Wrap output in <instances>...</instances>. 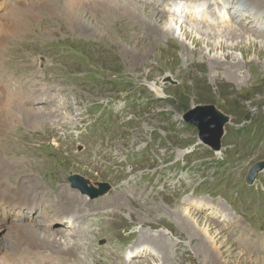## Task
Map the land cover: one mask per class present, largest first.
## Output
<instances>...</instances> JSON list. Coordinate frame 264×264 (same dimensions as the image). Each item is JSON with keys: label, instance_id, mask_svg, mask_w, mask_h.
Segmentation results:
<instances>
[{"label": "rangeland", "instance_id": "rangeland-1", "mask_svg": "<svg viewBox=\"0 0 264 264\" xmlns=\"http://www.w3.org/2000/svg\"><path fill=\"white\" fill-rule=\"evenodd\" d=\"M64 1L52 0L39 7L44 10H30L29 5L15 0L22 7V16L17 17L24 24L18 19H14L17 24L0 22L12 23L15 29L0 25V105L2 110L7 105L14 116L16 109L24 112L0 133L2 181L6 176L13 182L33 180L49 195L59 187L72 191L70 174L112 186L98 198L85 196L88 211L83 222L88 224L76 240L94 252L86 254L83 245L85 255L71 258V264H111L112 254L119 256L115 264L135 260H143V264H212L211 256L196 250L201 239L196 238L200 233L192 220L185 228L174 216L179 210L176 207L191 193L204 200L199 209L210 207L208 212H215L218 199L232 205L234 217L223 222L216 221L213 213L199 214L187 208L198 221L200 217L211 223V234L219 232L214 241V253L219 255L216 264H257L248 258L242 263L236 259L237 252L259 256L249 252L251 247H241L238 242L245 240L259 245L264 257V170L252 185L244 182L250 164L264 159V31H252L246 21L242 29L256 33L250 36L253 44H247L243 36L248 33L239 31L242 38L217 46L212 35L218 31L201 28V34L191 29V37L179 34L178 29L173 35L160 28L157 33H163L157 40L155 34L145 33L147 21L132 17L124 5L109 9L107 4L106 13L89 4L92 0H81L85 22L65 13L68 6L54 10L56 2ZM149 2L146 6L136 3L152 9ZM163 8H169V2ZM89 24L98 29L87 28ZM219 27L238 29L239 25H211ZM213 57L220 63L213 62ZM25 90L39 97L46 94L47 99L23 97L20 93ZM211 106L229 118L222 126L217 152L198 138L195 125L184 120L197 107L211 117ZM24 107L35 112L28 115ZM51 111L55 115L47 114ZM5 117L10 115L4 113ZM16 161L19 164L14 167ZM209 199L215 204L209 206ZM49 200L33 211V222L27 217L23 220V230L13 227L16 224L10 217L9 222L0 219V235L8 239L6 248L10 238L13 241L8 225L21 234L29 233L28 225L42 232L45 228L35 225L42 219L55 221L51 219L54 203ZM104 201L120 205L101 209ZM235 216L240 217V224ZM159 228L169 235L148 232ZM160 236L169 237L164 259L155 250L153 257L132 258L135 252L149 248L142 238L152 241ZM3 246L0 242V249ZM5 252L0 251V263Z\"/></svg>", "mask_w": 264, "mask_h": 264}, {"label": "bare ground", "instance_id": "bare-ground-1", "mask_svg": "<svg viewBox=\"0 0 264 264\" xmlns=\"http://www.w3.org/2000/svg\"><path fill=\"white\" fill-rule=\"evenodd\" d=\"M13 1L14 3H12L9 0H0V9L1 7L4 9V12L0 13V22L8 21V22L16 23L14 19H18L19 23L22 25L24 24V19L21 17H17V16H22V12L20 10L22 7L18 8V5L16 4L15 0ZM20 1L29 5L30 8L28 9L31 10L32 8L39 9V7H41L42 5H49L46 3H49L52 0H20ZM80 1L81 0H65L62 4H59L56 2L55 6L57 7L55 8L49 7V9L53 10L54 8V10H56L57 8H59L58 7L59 5L62 7L68 6V9L65 10V13H69L73 17L77 16L79 18H82L85 16V13L82 12V10L80 11V9L84 6L83 5L84 2L82 4L81 3L82 1L81 2ZM137 1L141 2L144 6H146L145 0H92L89 2V4H93V6L96 9H98L99 12H102L103 10L106 12L107 4H110L109 9L112 7L115 8V5L116 6L124 5L127 10H131L130 13L128 12V14H130L132 17H137L138 19H141V20L144 19L145 21H147L146 26L148 28L145 29L146 30L145 33H147V35H152V36L155 34L156 39L159 36H161L163 33V32L160 34L157 33L160 28L162 30L164 29L165 32L172 33L173 35L177 34V31L179 30L180 31V32L178 31L179 34L182 32L181 35L183 36L187 35V37H191L192 35H194L191 29H194V31L198 29L197 31H199V29L201 28V29H205V31H208L209 29H212L213 31L214 30L218 31L216 33H213L212 35L213 36L212 42H216L217 44L218 42H225L227 40L238 39V38H242L243 36L248 39L249 42L247 44H253L252 42L254 41H250L251 40L250 36H256L255 35L256 33L242 29L243 26L245 25V22H243L242 20H246L248 18V15H245V11L251 6V8H253L256 12H264V0H242L243 6H245V8H239L238 13L234 15L235 22L236 20H241L238 29L237 28H234V29L227 28V27L226 28H220V27L211 28L209 26H206L205 24L201 26V25H197L194 23H189V22H184V21L181 22L177 20L176 18L184 17L188 21L199 23L200 22L199 18L205 20L206 13H208L210 16L209 20L214 21L216 17H220V18L226 17L232 10L233 2H229V0H214V2L213 0H174V1H179L181 3L202 1L204 4V7L206 8V11L203 14L199 13V10H198L199 8H193L192 10L187 11L183 15L181 7H178L176 10L172 8L164 9L162 7V4L166 0H153L149 2V6L152 9H149L148 7H144L142 5L137 4L136 3ZM47 8L48 7H46V9ZM39 10H44V9H39ZM11 12H13V14H10ZM59 12L61 11L59 10ZM160 14L162 15L165 14L167 15V17L164 18ZM161 19H164V21L161 24H158L157 22ZM82 20L85 21V19L83 18ZM12 23L11 24H0V25L5 30H9V29L15 30L13 28ZM207 23H210V22L207 21ZM87 28H92L93 31L95 29H98L97 26L95 25L91 26L90 24ZM182 28H184V30ZM251 30L253 31V29ZM237 31L238 33H236ZM239 31L241 32L245 31L244 33H248V34H244L242 36L240 35ZM3 32L6 34V31H3ZM201 33L203 32L202 31L198 32V34H201ZM198 38H196L197 41L201 40ZM225 38L227 39L225 40ZM236 41L239 42L238 40ZM212 42L207 41L208 44H211ZM217 46H219V44ZM212 60H214L213 62L218 61L220 63L219 59H216V57H213ZM10 102L12 103L14 101H10ZM26 103L27 102L25 101V104ZM3 105H4V110H2V105H0V129H1L0 133L3 130V128H6L9 125H11L12 121H15V118H17L21 114H24V112L22 113V110L16 109V111H14L15 116H16L15 117L14 114L12 113L13 111H11V109L7 107V105L5 104ZM24 108L25 110H28V111H25L28 115L32 114V112H35L34 109H29L27 107H24ZM35 110H38V109H35ZM43 112H46V111H43ZM4 113H6V116L10 115V118H6V117L4 118ZM50 113H53V115H55V112H52V111L48 112L47 114L50 115ZM17 164H19L18 161H16L14 167H16ZM12 169L13 167L10 168L9 170L11 171ZM11 189L12 191H10ZM185 197L182 199V205H178L176 207L179 210L177 211V214H174V216H178L179 218L178 222L184 224L185 228L186 226L190 225L189 219L190 221L192 220V223H194L195 227L198 229V232L200 233L196 238L201 239V243L199 246H197L196 250L198 251L200 249L201 254L202 252L204 253L202 255L211 256V258H213L212 264H216L217 260L219 259V255H215L214 253L215 252V249H214L215 242L214 241H216L215 237H217V235L220 236V234L218 231H215L211 234V232L208 231V228L210 227L211 223H208L206 219H203L200 217H199V221H200L199 222L197 219H195L194 216H192L193 214L190 211H193V212L197 211L195 213H199V214L203 213L206 215L213 213L215 215L214 219H216V221L220 220L221 222H223V219L227 220V219L234 217L233 213L231 212L229 206H227L225 202H223L220 199H218V203L215 206V210H214L215 212H213V210L208 212L210 207H207L206 209H199L204 204L203 199L201 198L195 199V198H192L191 196H185ZM21 198L26 199L27 203L25 202L22 204L23 200ZM43 199L45 200L44 202H42ZM85 199L86 197L81 195L79 192L75 190L70 191L66 187H59L58 189L55 190L53 195H49V194H46L41 187L33 183V180L31 182L30 181H19V180L18 182H13L12 179H10V177H7V176L4 181H2V179L0 178V214H1L0 219L2 221L6 220L5 222H9L8 219L10 217V219L13 222L12 224H16V225H13V227L15 228L19 227L21 228V230H23L24 229V227L22 226L24 225L23 220L27 217L28 219L30 218L29 221L33 222V216H34L33 211L36 212L37 210H40L42 207H45V204L48 200L50 202H53L54 207H55L54 208L55 212L52 215V218H54L55 221L51 222L50 220H48V222H46L45 219H42L40 222H38L36 220L37 222L35 223V225L38 228H41V229L45 228L41 230L42 232H40L37 228H35L32 225H28L27 231H29V233L23 232L19 234V233L14 232V229L12 226L8 225L7 231H9V234L11 235V237H13V241H12V238H10V240L8 241L10 246L6 248L5 241L8 239H6V236H5V239H3L5 234L3 235V237H1L0 235V237L2 238L0 239V242H4V246L0 249V251H3V252L6 251L5 253H3L4 259L0 264H71L70 258H79L80 256L85 255V253L86 254L89 253L91 250L88 249L87 244L83 242L81 244L79 240H76V237L79 235V232L85 231V228L83 227V221L86 219L87 211H88L86 209V206L88 205L85 202ZM19 203L21 205H19ZM40 203H42L41 207H37ZM95 204L96 202L92 201L91 206H94ZM184 204L186 206H183ZM207 204L209 206H212L215 203H213L212 200L209 199L207 200ZM100 205H102L101 207H107L108 205L119 206L120 202L116 201V202L110 203L108 201H104ZM187 208L190 209V211ZM46 212H47V209L43 212V214H45ZM43 217H46V216H43ZM204 217L206 218V216ZM235 219L237 223H240L241 219L238 216H235ZM210 221H215V220L210 219ZM74 223H76L77 226H75ZM0 228H1V222H0ZM55 231H58L57 232L58 234ZM65 232L66 234H64ZM148 232L152 235L157 234V233H160L163 235H166V234L169 235V233L165 231L163 228L158 229L157 232H154L151 230H149ZM52 236H53V239H51ZM79 239L83 240L81 236L79 237ZM141 241L150 244L149 248H146V250L145 251L143 250L142 252L140 251L135 252L132 258L133 257L146 258L148 256L153 257L152 251L155 250L156 255L164 259L162 256V252L166 248V245H170L168 242L169 237L167 236L166 237L160 236L158 239H155L152 241L146 238H142ZM238 243L241 245L242 248L244 246L251 247L249 249L247 247L246 248L249 250L250 253H256L259 256L257 257L245 256L243 253L237 252L239 254L238 258L236 259L237 262L242 263L244 262L246 258H248L249 260L257 262V264H264V257H261V254L258 251L259 247H255V245L251 241H246V240L244 243H241V242H238ZM83 245L86 247L85 253L81 252V248ZM92 252L90 253L92 254ZM117 259H119L118 255L116 254L109 255V262L111 264H115L116 263L115 260ZM160 259H156V260L158 261ZM151 260L153 261L154 258H152ZM82 261H85V259ZM133 262L134 263L129 261L127 264H143L144 263L143 260H135Z\"/></svg>", "mask_w": 264, "mask_h": 264}, {"label": "water", "instance_id": "water-1", "mask_svg": "<svg viewBox=\"0 0 264 264\" xmlns=\"http://www.w3.org/2000/svg\"><path fill=\"white\" fill-rule=\"evenodd\" d=\"M202 107L194 108L188 114L184 116V120L198 128V137L204 143L212 147V149L218 150L220 148V137L223 134L222 126L228 121V117L222 114L220 111L209 107L211 117H208V113H201ZM264 168V161H258L250 166L245 181L251 184L256 178L258 172ZM73 187H78L82 192L88 193L91 197L97 195L99 190L88 187L87 180L78 175H71L68 178Z\"/></svg>", "mask_w": 264, "mask_h": 264}]
</instances>
